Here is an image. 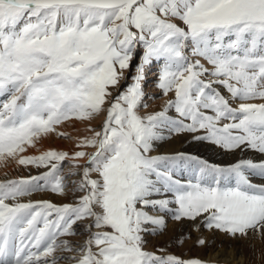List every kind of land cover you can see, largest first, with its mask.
Segmentation results:
<instances>
[{
    "label": "snow or ice",
    "instance_id": "6c2138e0",
    "mask_svg": "<svg viewBox=\"0 0 264 264\" xmlns=\"http://www.w3.org/2000/svg\"><path fill=\"white\" fill-rule=\"evenodd\" d=\"M154 63L173 96L141 114ZM72 120L90 134L59 130ZM185 133L261 158L152 154ZM51 134L77 150L26 154ZM9 161L44 170L0 180V264H209L146 250L145 225L166 223L149 208L264 244V0H0V166ZM40 192L75 198H31Z\"/></svg>",
    "mask_w": 264,
    "mask_h": 264
},
{
    "label": "bare ground",
    "instance_id": "6f19581e",
    "mask_svg": "<svg viewBox=\"0 0 264 264\" xmlns=\"http://www.w3.org/2000/svg\"><path fill=\"white\" fill-rule=\"evenodd\" d=\"M159 68V65L153 64L150 68L149 74L145 77V80H151L153 79L156 74V69ZM168 97V96H167ZM168 98L161 99L159 101H156L151 107L148 109H140L141 114L145 112H150L153 110H156L163 106V103ZM101 122V121H100ZM92 124V121H91ZM88 122H80L76 120H72L70 122H66L63 125L59 126V130L63 132H68L71 136L77 137V136H85L89 135L86 131ZM49 148H56L60 150H66L69 152L77 150L75 148V140H65L61 141L57 139V136L55 134H51L46 138H43L39 143L37 148H30L28 150V153L26 154H38L39 151H44ZM86 151H92V149L88 148L85 149ZM166 153V154H174L176 152H184L193 156H197L201 159L209 161V163L213 164H219V165H228L235 163L237 160L241 158H253V159H260L261 156L259 153L253 152V151H244L241 152L239 150L236 151H225L220 147H217L214 144L211 143H205L201 141H195L192 139V135H173L170 139H167L165 141L157 142L155 146V151L152 154L157 153ZM9 164L13 163L15 165L14 168L5 167L1 169L0 166V173L5 171L3 174L7 175H0V180L5 179L6 177H19V176H26L29 174H35L37 172L36 170L27 171L21 167L17 166L14 162H7ZM182 169V168H181ZM43 170V169H42ZM41 171V169H40ZM178 176L187 177L188 174L185 173H179V170L177 171ZM77 177H72L71 179H75ZM254 182L260 183L262 182L259 178L255 179ZM46 194V195H45ZM70 194L66 196H58L52 197V200H57L60 202L63 200H66V198L70 197ZM39 197H42V199H47L50 194L48 193H42L38 195ZM32 198V197H31ZM158 198V197H157ZM62 203V202H60ZM67 203V202H63ZM174 207V205H173ZM150 209V210H149ZM147 211H149V214L153 212V209L149 208ZM159 210V209H158ZM160 211V210H159ZM162 214H157L160 216H163L166 223L163 229H158L164 232L162 234V237L159 239L162 244L165 242L170 241L176 242L182 240L183 237H185L187 234L193 236V240L190 241V243H184L182 245V249L179 250V253H184L185 250H188L190 253L194 252L196 255L199 254V257H202L205 259V261L210 263H227V264H249L250 261L255 260H264V256L261 255V249L264 248V244H262L260 241H246L242 239H231L230 237L226 236L223 233L219 232H207L203 229H201L199 232H197L191 222L187 220H182L180 223L172 220L168 223V219H171V214H166L165 212L161 211ZM153 215V214H152ZM145 227L153 231V229L156 227L152 224L145 225ZM202 237L204 238L207 243L205 247H198L197 238ZM86 238V236L84 237ZM162 239V240H161ZM76 240V239H72ZM82 243L83 241H78ZM156 244V243H155ZM160 244V243H159ZM253 244L255 245L253 247ZM164 246H167L166 244ZM211 246V249H210ZM153 247H155L153 245ZM208 248L210 251H208ZM175 249V247H174ZM176 251V249H175ZM178 252V251H176ZM193 254V253H191Z\"/></svg>",
    "mask_w": 264,
    "mask_h": 264
},
{
    "label": "rangeland",
    "instance_id": "374dc122",
    "mask_svg": "<svg viewBox=\"0 0 264 264\" xmlns=\"http://www.w3.org/2000/svg\"><path fill=\"white\" fill-rule=\"evenodd\" d=\"M142 51H143L142 47L137 48L136 55L134 56L133 66H132V68L130 70H126V75H128V77H129L127 83H131V75H133L135 73V64L136 63H139V58H140V55H142ZM202 62H204V61L202 60ZM154 64H156V63H154ZM152 65L146 67L145 77L147 76V74H149L150 71H153V70H150V68H151ZM154 71H156V74L157 75L153 79H151L149 81L148 80H144V82H143V88H144V92H145V103H147V105H148L147 109L149 107H151L154 103H156V101H159V100L165 98V96L163 95L162 91L157 87V79H158V74H159V68L156 69V70H154ZM172 96H173V94L172 93H169L168 97H166V98L169 99V98H172ZM161 107L158 108V109H156V110H153V111L150 110V112L159 111L161 109ZM140 109H144V108L141 107ZM169 114L174 116L175 115L174 110H170V113ZM101 120H102V117L95 118L92 121V125L94 127H98V125L100 124V121ZM185 134L186 135H192L190 133H185ZM181 135H184V134H181ZM57 139L58 140H61V141L67 140V139H62V138H59V137H57ZM201 142L208 143L207 141H201ZM157 154H166V153L160 152V153H157ZM153 155H156V154H153ZM6 166L7 167H10V168H14L15 167V165L13 163H11V164L6 163L5 165L1 166V169L5 168ZM21 167L25 170V172H26V170L27 171H32L33 169L36 170L37 172H35L34 175H36V174H38V172H40V169H37V168L32 167V166H28V167L21 166ZM69 167H70L69 164H67V163L64 164L65 171H67V169ZM181 168H178L177 169V171L179 170V173L182 172V173L188 174L183 168L182 169ZM43 170L41 169V171H43ZM3 173H5V171H3L2 173H0V175H5ZM29 175H33V174H29ZM26 176H28V175H26ZM19 177H21V176H19ZM11 178H15V177H6L5 179H11ZM75 179H78V177L75 178ZM42 193H48V195L50 194L51 196H49L47 199L53 201L54 203H60V202L63 203L64 201L67 202V203H69V202H72L74 200V198H75L73 196V194L71 192H69L68 194H70L69 195L70 197L66 198V200H63V201L60 200V202H59L57 200H52V197L53 196L58 197L59 195L53 194L51 192H40V193H34L32 195V199H42V197H39L38 196V195H40ZM152 214L153 215H157V214H162V212L159 211L158 209H153V212L151 213V215ZM172 220H173L172 218L171 219H168V223L171 222ZM176 222L180 223L181 221H176ZM203 230H205V229H203ZM78 231H79V229H78ZM205 231H207V230H205ZM207 232H209V230ZM211 232H213V231H211ZM215 232H219V231H215ZM163 233L164 232H162L161 230H158L157 229L156 231H151L149 228H148V231L142 233L143 239H144V242H145L144 243L145 249L148 250V251L156 252L157 255L172 254V255H175V256H177V257H179L181 259H185V260L191 259V258H199L200 260L205 261V259H203L202 257H199V254L196 255L194 252H191V253H193V254H191L188 250H185L184 253H182V254L179 253V250L182 249V245L184 243H190V241L193 240L192 239L193 238L192 235L187 234L180 241H176V242H172V243L170 241H168V242H165L164 244H162L161 242H158V241H160L159 239L162 237V234ZM219 233H222V232H219ZM84 237H85V235H77V236L71 237V239H76V240H73V241L78 242V241H83L85 239ZM165 244L167 246H164ZM196 244L198 245V247H205L206 246V244H204V245H201L199 243H196ZM153 245L155 247H153ZM174 247H175L176 251H178V252L175 251ZM161 249H163L164 251L163 252L159 251ZM210 249H211V246H210ZM210 249L208 248V251H210ZM61 264H67V262H61ZM209 264H227V263H213V262L210 263L209 262ZM249 264H264V260L250 261Z\"/></svg>",
    "mask_w": 264,
    "mask_h": 264
}]
</instances>
